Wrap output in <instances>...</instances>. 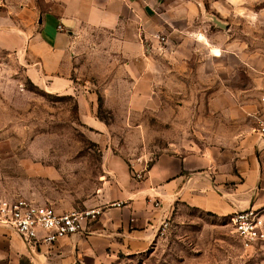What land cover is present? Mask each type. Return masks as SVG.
<instances>
[{"label":"rangeland","instance_id":"obj_1","mask_svg":"<svg viewBox=\"0 0 264 264\" xmlns=\"http://www.w3.org/2000/svg\"><path fill=\"white\" fill-rule=\"evenodd\" d=\"M149 2L138 36L105 32L65 84L0 47V199L102 214L125 204L121 179L138 184L158 155L254 132L264 0ZM108 158L125 162L120 181ZM103 264H264V253L242 245L229 217L178 203L146 250Z\"/></svg>","mask_w":264,"mask_h":264},{"label":"crops","instance_id":"obj_2","mask_svg":"<svg viewBox=\"0 0 264 264\" xmlns=\"http://www.w3.org/2000/svg\"><path fill=\"white\" fill-rule=\"evenodd\" d=\"M147 3L149 0H0V47L26 55L36 78L52 77L54 84H65L78 69L80 54L98 44L105 32L130 30L127 36H138ZM113 163L120 181V174L125 177L129 170L125 162L108 158L107 164ZM121 180L124 191L115 199H124L125 204L106 207L86 231L55 244H30L0 227V264H103L120 253L146 250L178 203L225 217L250 206L261 207L264 140L252 132L233 138L224 147L162 153L138 184ZM149 197L159 200L161 206L154 207Z\"/></svg>","mask_w":264,"mask_h":264},{"label":"built area","instance_id":"obj_3","mask_svg":"<svg viewBox=\"0 0 264 264\" xmlns=\"http://www.w3.org/2000/svg\"><path fill=\"white\" fill-rule=\"evenodd\" d=\"M59 27L62 28L61 25ZM259 99L261 108L255 117L254 132L264 140V83ZM149 200L154 207L161 206L159 200ZM122 204L115 202L113 206ZM100 214L99 209L60 211L52 205L22 197L0 199V227L16 232L30 244L52 245L62 238L84 232ZM229 218L233 232L242 245L264 253V205L237 210Z\"/></svg>","mask_w":264,"mask_h":264}]
</instances>
